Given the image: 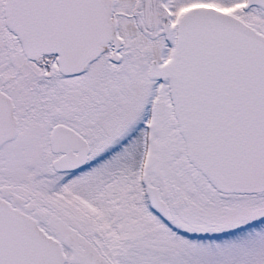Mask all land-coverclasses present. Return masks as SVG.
I'll return each instance as SVG.
<instances>
[{
    "label": "snow or ice",
    "instance_id": "obj_1",
    "mask_svg": "<svg viewBox=\"0 0 264 264\" xmlns=\"http://www.w3.org/2000/svg\"><path fill=\"white\" fill-rule=\"evenodd\" d=\"M0 264H264V0H0Z\"/></svg>",
    "mask_w": 264,
    "mask_h": 264
}]
</instances>
